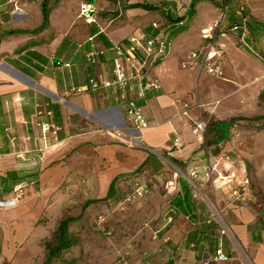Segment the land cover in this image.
Masks as SVG:
<instances>
[{"label": "crops", "instance_id": "0c3cea01", "mask_svg": "<svg viewBox=\"0 0 264 264\" xmlns=\"http://www.w3.org/2000/svg\"><path fill=\"white\" fill-rule=\"evenodd\" d=\"M5 1L0 0V200L11 199L16 187H28L15 206L0 207V264H44L48 250L43 239L56 233L61 220L73 218L68 225L72 236L74 221L85 226L101 215L98 222L108 218L103 224L109 227L86 230L94 242L78 247L77 253L85 255L67 264H264V128L241 144L232 133L237 119L264 121V0H221L222 18L219 0L197 1L187 29L171 39L165 56L152 67L160 89L137 99L148 124L141 132L142 145L98 128L118 126L125 118L109 90L78 94L71 89L89 77H113L112 52L94 63L86 60L89 37L107 48L135 32L144 36L165 22L159 10L122 9L123 0H48L47 21L43 0H20L17 10ZM86 1L96 6L97 22L79 16ZM103 11L117 14L103 19ZM217 21L213 43L222 50V75L183 67L190 52L208 41L203 30ZM178 98L189 101L192 115L209 118L208 134L191 133ZM215 101L213 110L196 107ZM44 122L58 128L56 136L42 137ZM73 123L88 127L72 132ZM175 137L182 142L179 148L172 146ZM166 156L196 171L202 186L215 175L213 198H196L186 176L177 171L164 176V168L161 180L146 175V196L119 202L123 211L109 218L107 202L118 201L125 179L139 168L148 174L157 158L170 162ZM230 172L237 176L223 186L218 174ZM114 179L116 193L104 200ZM244 179V200L229 204L231 189ZM170 203L175 214L167 222ZM213 208L222 211L225 232ZM220 248L223 259H217ZM58 257L48 264H59Z\"/></svg>", "mask_w": 264, "mask_h": 264}, {"label": "built area", "instance_id": "2783aa9c", "mask_svg": "<svg viewBox=\"0 0 264 264\" xmlns=\"http://www.w3.org/2000/svg\"><path fill=\"white\" fill-rule=\"evenodd\" d=\"M18 1L20 0H6L7 4H12L14 9H18ZM98 10L92 2H83L80 5L79 16L84 18L87 22H92L95 19V13ZM155 27L158 25L154 24ZM220 26V21L215 22L203 30L205 38L208 39L206 44L199 50L190 52L187 60L182 62L183 67H199L206 72L220 77L222 70L220 60L222 57V50L217 48L213 43V32ZM239 28L235 25L233 29ZM92 42L91 47L86 53V60L90 63L96 62L98 56L104 55L110 51L112 57V73L111 79H98L89 77L86 84L71 89L72 93H86L95 92L102 89L110 91L114 97L116 108L125 117L123 122L118 126H105L103 131L110 134L114 138L123 142L133 144H143L141 132L148 126L147 121L143 117L141 106L137 99L145 100L147 91L160 89L159 82L151 76L152 67L155 63L162 59L166 52V39L161 34L156 36L144 38L138 36H131L126 42L113 43L110 48L99 46L94 37H89ZM176 102L181 106V115L187 119L190 131L194 135L205 134L209 126V118L196 117L190 113V103L188 100L181 98L176 99ZM219 101L210 103L198 102L196 107L198 109H214ZM124 107V108H123ZM42 137L45 139L47 134L51 132L56 136L58 128L54 125L44 122L42 123ZM102 131V130H101ZM182 142L179 137H175L172 143L174 148L181 147ZM213 170V166L210 167ZM191 176H196V172L192 171ZM236 172H230L227 175L218 174L220 183L225 186L236 178ZM248 180L244 179L236 187L231 189V199L229 204L236 205L244 200L241 192L246 189ZM148 190L143 186L137 187L133 193L127 198L128 202H134L137 199L145 196ZM21 187H16L14 196L8 200H0V207L15 206L22 197ZM214 215L217 222L222 227V232H225L226 224L223 213L217 208H213ZM167 222L172 221V216L166 217ZM159 230L154 232V237ZM225 258L222 249L217 250V259Z\"/></svg>", "mask_w": 264, "mask_h": 264}, {"label": "rangeland", "instance_id": "374dc122", "mask_svg": "<svg viewBox=\"0 0 264 264\" xmlns=\"http://www.w3.org/2000/svg\"><path fill=\"white\" fill-rule=\"evenodd\" d=\"M125 1V0H123ZM121 2V5L126 4L124 2ZM150 1H163V0H150ZM185 2H187V0H182L181 3L185 4ZM219 4V8H220V13H221V18L223 17V4L221 2V0L218 1ZM114 13V11H103V13L101 14V17L103 19L109 18L111 17V15ZM158 13H160V15L163 17L164 19V13L162 10H159ZM162 19V21H163ZM136 35L138 37H141L142 34L140 32H135ZM134 33V34H135ZM75 113H71L72 116H74ZM88 120L89 119H84ZM234 126H232V133L233 136L237 135L240 139L238 140V142H236L237 144H241L243 143L242 139H246L248 138V136L253 135L255 133L260 132L263 128H264V121H249L248 119H237L234 121ZM84 127H88V125L85 126V124L81 123H76L74 125V123L71 126V131H78L80 128H84ZM98 128L100 130L103 131V129L105 128V126H101L99 125ZM105 132V131H103ZM205 134H208V131L205 132ZM228 153H226L227 155ZM166 158L168 160H170L169 157L166 156ZM157 163L154 166V168L152 170L148 171V174H144L143 169L140 170V173L138 174V177L136 178V180L134 182H128L125 183L123 188L120 190V194L118 195V201L112 200V203L107 202L108 204V213H109V218H115L116 215L118 214V212H122L123 211V207L124 205H119V202H128L127 198L133 193V191L139 187V186H144L145 189L149 190L147 187V176L149 175L151 178L154 177H158L160 172L159 170H166V172L168 174H164V172H161L162 174H164V176H170V174L174 171H177L179 176H186L189 177L191 179V172L194 171H188L186 168V164L185 163H181L180 165L174 163L173 161L170 160V162L162 159V158H157L156 159ZM163 168V169H162ZM196 172V171H195ZM147 175V176H146ZM197 173L196 176H192L193 179L192 182L190 183V188L192 191V194L198 198V199H202L203 195L213 198L214 195V191H216V189H213V187L211 186V181H213L215 179V175L212 177L210 176L209 181H207L208 183L206 184L207 186H202L201 182L199 180H197ZM159 180H161V178H157ZM158 181V180H156ZM21 187V190L23 191L24 188H27V185H21L19 186ZM148 194V193H147ZM146 194V195H147ZM145 195V196H146ZM168 196V195H167ZM215 207V206H214ZM212 212L214 213L213 209ZM101 217H104L103 215H101ZM101 217H96L95 219H92L90 222H87V224L84 226V224L82 223V221H74L72 223V246L64 251L58 258H56L57 262L59 264H63V262L65 264H67V262H70L71 260H73V258H77V257H82L83 255H85V253L79 252V254L77 253L78 251V247H82L84 246V244H90L94 242V236L92 234H89L88 232L86 233V230H94V229H98L100 232L102 230L105 231V225L103 224L104 221L102 222H98L99 218L101 219ZM109 220L108 218L105 220V222ZM104 222V223H105ZM120 224V220L117 219L116 224ZM109 227V226H108ZM106 227V228H108ZM86 233V234H85ZM102 238V242H106L108 241V235L106 233H103L101 235ZM42 244L45 246L46 244H51V245H56L57 244V238L56 235L53 234L51 236H49L48 238L45 237L43 239ZM78 259V258H77Z\"/></svg>", "mask_w": 264, "mask_h": 264}, {"label": "trees", "instance_id": "16d2710c", "mask_svg": "<svg viewBox=\"0 0 264 264\" xmlns=\"http://www.w3.org/2000/svg\"><path fill=\"white\" fill-rule=\"evenodd\" d=\"M60 0H54V3H58ZM198 0H189L188 3L182 4L180 0H163V1H150V0H143L141 2H133V3H126L122 5V9H128V8H133V7H142L146 10H151V11H156V10H162L164 13V19L165 22L160 24L158 27H153V31L149 33L144 32V38L156 36L157 34L163 33L166 43L168 44L171 39L176 36L178 33L184 31L188 27V23L191 20V18L195 14V5ZM90 2V1H86ZM185 8V11L183 14H179V10ZM51 8L48 5V0H43L42 1V12L44 19L48 21L49 13H50ZM238 10L241 11L242 16H244V7L242 5H239ZM103 12L100 13V15ZM114 14H117V11L114 12ZM96 15L95 13V19L92 21V23L97 22L96 20ZM127 39L123 40V42H126ZM113 45L111 43L107 48H110ZM159 61V60H158ZM158 61L155 63L157 64ZM264 95V91H263ZM170 160L173 162L177 161L170 157ZM140 170L142 168L137 169L133 173H131L126 179L125 183L128 182H134L136 178L138 177V174L140 173ZM191 179H193L192 176H190ZM115 182L116 179H114L109 187L108 194L104 198V200H107L108 198L112 197L115 195L116 190H115ZM187 191V189L185 190ZM190 191V190H189ZM91 201L86 202L84 207H86ZM175 214V207L171 203L169 204V208L167 212L165 213L166 217L167 216H172ZM73 218H66L60 221L57 231L55 233L56 238H57V244L56 245H51V244H46L47 247V259L44 264H48L52 258L58 257L63 249L68 248L72 244V238L68 234V225L70 221H72Z\"/></svg>", "mask_w": 264, "mask_h": 264}, {"label": "water", "instance_id": "95a60500", "mask_svg": "<svg viewBox=\"0 0 264 264\" xmlns=\"http://www.w3.org/2000/svg\"><path fill=\"white\" fill-rule=\"evenodd\" d=\"M122 122H123V118H122ZM187 178H188L190 183H193L192 180L189 177H187Z\"/></svg>", "mask_w": 264, "mask_h": 264}, {"label": "bare ground", "instance_id": "6f19581e", "mask_svg": "<svg viewBox=\"0 0 264 264\" xmlns=\"http://www.w3.org/2000/svg\"><path fill=\"white\" fill-rule=\"evenodd\" d=\"M61 101H63L62 99H60ZM100 123H103V121L102 122H100Z\"/></svg>", "mask_w": 264, "mask_h": 264}]
</instances>
